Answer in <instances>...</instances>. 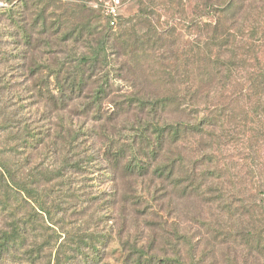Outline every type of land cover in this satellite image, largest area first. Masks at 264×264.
<instances>
[{
    "label": "trees",
    "instance_id": "trees-1",
    "mask_svg": "<svg viewBox=\"0 0 264 264\" xmlns=\"http://www.w3.org/2000/svg\"><path fill=\"white\" fill-rule=\"evenodd\" d=\"M0 1V264H109L114 240L121 264H264V0H138L115 28L104 14L68 30L42 11L59 44L84 47L51 61L26 0ZM234 147L245 163L231 171ZM172 190L216 216L168 230L154 203ZM118 217H144L147 239L114 236Z\"/></svg>",
    "mask_w": 264,
    "mask_h": 264
},
{
    "label": "rangeland",
    "instance_id": "rangeland-1",
    "mask_svg": "<svg viewBox=\"0 0 264 264\" xmlns=\"http://www.w3.org/2000/svg\"><path fill=\"white\" fill-rule=\"evenodd\" d=\"M109 2L112 0H26V6L24 7V14H25V28L30 35L31 32L33 33V37L36 39H41L40 42L43 44L40 48H38L37 52H42V49L44 52L47 53V56L50 55V61L54 60V57H52L51 54L48 52H53V56L58 57L59 59H64L66 56L72 55V58L76 55H78V52L80 53L82 50H84V47L82 45H73L72 42H70L69 46H66L62 43L59 44L58 38H60V33H54V31H49L47 27L44 28L40 21H35V18L39 12L44 13V16H46L48 24H51L53 22H56L58 19H62L63 25L66 29L70 30L72 26H74L75 23L83 22V21H91L93 24H106L105 15L102 11V6L105 2ZM5 4V3H4ZM3 5V3L0 1V7ZM88 8L95 10L94 18L90 17V12L88 11ZM139 10V2L138 0H119V16L120 17H129L135 15ZM161 14V19L157 21L159 26L166 27V23L169 21L171 22V18L169 20L167 19V16L164 15L165 11L162 7L159 11ZM181 18V17H179ZM36 22V24L34 23ZM180 21V19H179ZM5 22H7L5 16L0 14V35L3 39L2 42H5L6 44V31L8 29H3ZM97 22V23H96ZM119 22V19H118ZM117 22V24H118ZM183 22V21H182ZM181 21L178 22L176 25L177 31H176V37L181 42L189 40V37L196 34L195 29L190 28L188 23H182ZM114 25V28L117 26ZM6 27V26H5ZM8 28V27H7ZM12 30V28H10ZM2 35H5L2 37ZM49 36V37H48ZM45 37L51 40L52 48L50 46H46L44 44ZM8 43V41H7ZM29 48V46H27ZM56 48L57 52L55 53L54 50ZM264 47H262L263 49ZM6 49L8 50V45H6ZM61 49L65 50L62 51ZM43 52V54H44ZM264 59V55L263 58ZM54 62V61H53ZM253 61H249V70L250 72L253 70ZM51 63V62H50ZM32 99H27V102H30ZM26 102V101H25ZM28 109L33 112V114L29 115L31 118L37 120L38 118H41L42 121L35 122L38 126H44L49 124V122L53 123L54 126V120L53 117L51 119L46 120L42 119V114L46 107L44 108L43 105H28ZM45 115H49L48 109L44 112ZM77 120L79 123L86 124V126H92L90 121L83 120ZM44 128V127H42ZM194 144L190 145V147L194 148ZM240 150L238 148H231L230 150L226 151L221 157H222V163H225L227 166V170H233L234 168L242 167L241 164H244V161H241V154H239ZM99 163V162H97ZM99 168V169H98ZM103 164L99 167H97V174H100L104 171ZM232 177V176H231ZM99 178V181L102 180L104 183L101 187L107 188L106 182L104 179L106 177ZM233 178V177H232ZM258 178L260 176L257 175L256 181H258ZM236 179V178H235ZM246 179H249V177H245V180L242 179V181H246ZM263 182L264 189V179L261 178ZM210 182V181H208ZM230 189H234L232 186H230ZM160 197L163 196V193L161 192ZM160 200V199H159ZM159 200L155 201V210L158 213V215H166V219L168 220V225L166 228L169 230L172 229V226L174 223H180V224H195L196 226L198 224V220L195 219L196 216H198V211L203 212L204 215L211 213V215L216 216L217 212L214 211L212 207H209L208 205L200 202L195 201L194 199H186V197H180L178 195L177 191H173L170 194H165L164 197H162V200H165V204L162 207L161 211V202ZM143 208V207H142ZM213 212V213H212ZM118 216V215H117ZM211 216V217H213ZM144 217H141L136 225L133 224L132 220H128L126 223V226H124V221L120 217L116 218V221L114 223L113 228H111L112 232L114 233V236H118L120 232L128 233L124 234V236L130 235L132 238H138V240H145L147 239V233L148 231L146 229H143L144 226ZM135 238V239H136ZM118 241L114 240V243H112L111 248L109 249V253L111 255L109 258V264H121L122 263V257L119 253V245Z\"/></svg>",
    "mask_w": 264,
    "mask_h": 264
},
{
    "label": "built area",
    "instance_id": "built-area-1",
    "mask_svg": "<svg viewBox=\"0 0 264 264\" xmlns=\"http://www.w3.org/2000/svg\"><path fill=\"white\" fill-rule=\"evenodd\" d=\"M102 11L111 18V24L115 25L119 16V0L106 1L102 6Z\"/></svg>",
    "mask_w": 264,
    "mask_h": 264
}]
</instances>
